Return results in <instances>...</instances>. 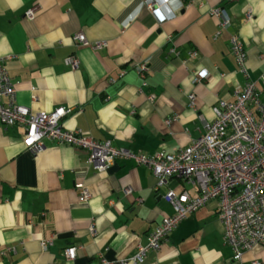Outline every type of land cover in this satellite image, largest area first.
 <instances>
[{"label": "crops", "instance_id": "obj_1", "mask_svg": "<svg viewBox=\"0 0 264 264\" xmlns=\"http://www.w3.org/2000/svg\"><path fill=\"white\" fill-rule=\"evenodd\" d=\"M146 1L0 0V57H10L5 65L16 101L33 112L70 108L63 128L151 155L175 152L199 137L204 122L215 118L213 107L233 100L235 86L247 81L230 51L232 35L246 52L249 79L260 87L264 0H154V9ZM214 7L228 12L229 27L220 28L210 14ZM78 32L106 46H77L72 37ZM72 54L79 58L76 68L65 61ZM142 62L144 77L136 68ZM201 69L209 79L195 84L192 74ZM23 133L0 119V264H67L68 246L77 248L73 264H121L173 214L166 191L195 195L178 178L158 188L151 171L133 160L115 159L98 171L76 146L46 141L32 152ZM78 183L90 192L86 202L79 200ZM223 231L211 200L135 264H234ZM254 262L264 264V244L243 253L241 264Z\"/></svg>", "mask_w": 264, "mask_h": 264}, {"label": "built area", "instance_id": "obj_2", "mask_svg": "<svg viewBox=\"0 0 264 264\" xmlns=\"http://www.w3.org/2000/svg\"><path fill=\"white\" fill-rule=\"evenodd\" d=\"M146 5L154 9L155 2L147 0ZM35 10L36 7L29 9L26 16L32 19ZM210 14L218 19L220 28L231 25V17L225 8H211ZM168 15L174 16L172 12ZM246 18H251L250 12H247ZM72 38L77 46L95 49L106 46V42L92 44L83 32L76 33ZM230 51L247 81L235 86L233 100H222L213 107L215 118L204 122V131L199 137L172 153L158 151L144 155L113 146L110 140L95 139L80 129H65L61 119L71 111L70 108L33 112L19 104L15 85L5 65L10 57H0V119L6 126L24 128L23 138L32 152L42 150L46 141L68 144L84 149L88 154V163L98 171L106 170L115 159H129L146 166L157 178L158 188L172 178H178L194 188V196L186 189L179 193L170 189L166 191L164 199L173 206V214L164 217L149 232L147 244L140 245L137 253L129 261L122 260L121 264L142 262L149 250L160 248L180 221L211 200L217 201V214L224 227V243L232 249L234 264H241L245 251L264 244V77L260 87L249 79L246 52L237 35L230 37ZM195 56L193 51L191 57ZM65 61L72 68L79 65L75 54ZM136 68L144 77L148 71L147 62L139 63ZM208 79L209 73L205 69L195 70L192 74L195 84ZM3 98H7L8 102L4 103ZM189 98L191 106H194L195 94L191 93ZM171 121L172 118H169L165 122L169 124ZM76 187L79 200L86 202L90 198L87 186L78 183ZM129 191L126 190L127 193ZM49 243V240L43 241L42 247L47 248ZM76 252L75 246L65 248L67 264H73Z\"/></svg>", "mask_w": 264, "mask_h": 264}]
</instances>
